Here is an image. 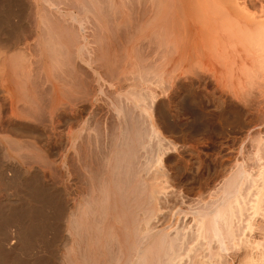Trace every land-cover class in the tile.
I'll use <instances>...</instances> for the list:
<instances>
[{
    "label": "bare ground",
    "instance_id": "obj_1",
    "mask_svg": "<svg viewBox=\"0 0 264 264\" xmlns=\"http://www.w3.org/2000/svg\"><path fill=\"white\" fill-rule=\"evenodd\" d=\"M189 60L235 101L227 80L264 79V0H0V264H231L264 205V152L174 208L150 78Z\"/></svg>",
    "mask_w": 264,
    "mask_h": 264
},
{
    "label": "rangeland",
    "instance_id": "obj_2",
    "mask_svg": "<svg viewBox=\"0 0 264 264\" xmlns=\"http://www.w3.org/2000/svg\"><path fill=\"white\" fill-rule=\"evenodd\" d=\"M156 63L155 70H159L160 74L158 76L151 75L150 78V86L158 98V109L156 108L157 110H155L154 114H156V119L158 113L163 116L158 117V119L161 118L159 119L160 121L157 119L159 124H162L165 117L164 121L168 122L169 125L164 122L165 127L161 130L163 132L166 130L164 135H169L167 136L170 137L168 139L173 141L174 146L176 145L175 149H172L171 159H168L171 161H167L169 164L168 168L170 167V182L168 184L174 186L176 194L185 195V202H180L177 199L174 200L173 206L191 214L195 210V203L198 199H208L212 194L219 191L221 183L226 177L230 176L232 166L237 160L245 161L250 169L254 167L256 149L261 147V152H264V79L246 78L241 79V82L238 80L239 83L235 82V79L233 81L227 80V84L224 83L225 90L227 88L231 90L235 86L234 88L236 89L232 91H235V98L237 99L239 93H241L239 99L235 101L234 98H231L232 95L229 96L227 92L226 94L220 92L215 80L203 77L202 68L201 66L198 67L199 64L195 60L183 63L178 62L177 64L175 62L168 65L164 61ZM199 68L200 70H198ZM191 73H193L192 76ZM196 76H199V79H196ZM233 82L236 85L232 84ZM179 84L186 86L184 90L177 88ZM214 84L217 88L214 87ZM232 91H229V94H232ZM238 91L237 95L236 92ZM188 95H190V99L189 97L187 98ZM192 97H195V99ZM218 97L219 100H217ZM190 100L193 101L191 102ZM221 100L226 101L229 105L226 102L221 105ZM159 104L162 106H159ZM214 104H217L218 108ZM222 108L226 110L224 120L218 117V111L222 110ZM194 111H197L198 117L200 116L199 122L204 126L202 130H196L194 129L195 127L192 128L194 126L193 123H195ZM208 117H211V119L209 120ZM204 121L208 122L207 126ZM167 126L169 130L172 129L170 132L168 131L169 133H167ZM253 135L254 137L257 136L254 138ZM258 136L259 140L257 139ZM252 137L258 141L252 142ZM240 149L244 153H241ZM205 179H211V184L207 188H203L204 191L200 189V192L197 189L199 181ZM192 183L195 185L192 186ZM193 187H195V190L191 191L190 188ZM196 190H198V193H196ZM199 193L201 194L199 195ZM259 211L261 213L255 214V218L251 220L256 222L255 225L252 227L246 226V224L243 225L242 229L245 230V236L238 242L237 248H231L225 252L224 256L231 261V264H264V257H261L258 255L259 252L255 251L256 245H259L262 250L264 249V205L259 208ZM160 221H169V219L161 218Z\"/></svg>",
    "mask_w": 264,
    "mask_h": 264
}]
</instances>
